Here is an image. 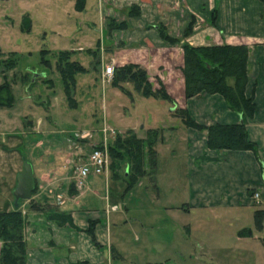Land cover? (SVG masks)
<instances>
[{"label":"rangeland","instance_id":"374dc122","mask_svg":"<svg viewBox=\"0 0 264 264\" xmlns=\"http://www.w3.org/2000/svg\"><path fill=\"white\" fill-rule=\"evenodd\" d=\"M214 1L216 7L208 21L211 25L213 23L215 26L218 20L222 22V18L228 25L264 24L259 0ZM76 2L77 0H0V87L9 86L14 98L12 107L0 108V164L4 163L5 171L11 169L10 158L17 156L14 151L15 139L21 137L24 143L18 152L31 164L37 188L36 178L44 164L49 161L55 163L59 152H70L67 139H76L84 152H89L96 146L108 148L113 145L115 138L125 139L126 133L131 131L137 138L150 141L155 138L154 150L158 151L161 171L157 175L158 182L164 185L175 184L181 194L188 158L183 140L185 130L179 129V118L169 113L171 106H175L174 102L136 93L124 72L116 75L115 83H106L102 77L104 68L110 64L114 65L115 71L128 67L132 71L140 70L145 73L152 90L161 87L171 100L175 98L172 79L181 72L183 53L180 65L176 56L171 61L167 60L168 56L172 57L168 50L176 46L162 39L161 26L153 27L158 25L151 14L155 0H145L142 4L137 0H86V7L82 12L77 11ZM125 12H128L131 19L141 18L143 15L140 22L142 36H139L137 29L128 31L129 27L124 20L127 17L123 16ZM198 18L201 19L200 16ZM133 23L137 25L138 21ZM167 34L169 35L168 32ZM135 35L138 36L135 39L141 47L137 44V47L132 48L134 51L130 57H125L124 44L132 42L133 45ZM158 39L163 43L161 48L155 47L159 43ZM178 39L182 42V37ZM143 44L146 45L144 50H147L146 53L143 52L144 55L155 57L146 63L140 62L145 60L139 53ZM60 51L72 53L70 61L77 62L86 69L85 74L75 76L76 82L71 88L70 100L64 95V87L56 70L55 61ZM174 54L177 52L174 51ZM9 59L16 62L11 70L6 69ZM161 70L168 74L166 81L160 77L161 73L158 71ZM150 116L153 118L151 124L148 121ZM175 125L179 128L172 131L171 126ZM130 128H134V131ZM155 130L156 135L148 137V131ZM37 142H43L44 145L37 146ZM56 163L63 168L61 177L75 175L61 161L56 160ZM81 163L84 161L79 164ZM74 170L75 167L73 172ZM12 171L14 169L9 173L11 178ZM108 171L111 178L123 177V174H130L131 168L126 158L112 160L108 157ZM138 181L135 195L147 193L146 195L154 198L155 191L147 177L143 175ZM105 185L102 179L94 189L101 197L108 189ZM0 189L8 191L3 179H0ZM110 192L123 195L124 190L120 187L114 189L112 186ZM258 194L260 198L261 193ZM6 197L13 202L10 192L6 193ZM178 197L179 201L182 200L181 195ZM256 202L259 203L258 199ZM11 210L13 203L6 206L0 204V212ZM32 210H39L32 204V200L21 201L20 211L25 219L24 237L29 226L27 214ZM256 210H260V207L254 203L249 209H242L239 217L228 213L223 218L220 215L218 221L209 220L203 224L196 222L195 226L199 228L195 229L198 234L196 238L216 244L222 234H226L223 242V239L219 240L224 248L222 264H264V220L262 228L258 230L254 218ZM59 224L65 225V222ZM153 231L150 229L147 232L153 234ZM239 237L241 239L237 241ZM151 260L144 264H180V258L172 255H156ZM201 261L203 263L197 262L193 257L189 264H205L209 260L201 258Z\"/></svg>","mask_w":264,"mask_h":264},{"label":"crops","instance_id":"0c3cea01","mask_svg":"<svg viewBox=\"0 0 264 264\" xmlns=\"http://www.w3.org/2000/svg\"><path fill=\"white\" fill-rule=\"evenodd\" d=\"M137 2L142 4L145 0ZM154 5V8L151 7L153 9L151 14L158 25L153 27L162 26L170 36L183 37L184 31L191 24L189 35L182 38L181 44L184 42L191 46L247 47L245 96L253 99L256 110L252 118L247 120L246 131L248 140L256 145L257 153L209 150L205 132L185 128L179 122L178 128L185 130L183 140L188 158L181 194L175 184L164 185L158 182L157 175L161 171L158 151L155 150L156 160L152 174L147 168L146 158L144 160L146 171L144 176L155 191V197L151 198L146 195L147 193L136 196L134 191L137 184L126 191L127 181L120 176L111 178L108 167L106 173L102 175H89L80 188L72 185L75 177L70 174L61 177L63 168L56 160L67 166L72 174L74 167L79 166L92 148L89 152H84L83 147L79 146V141L67 139L66 144L70 152L66 154L59 152L55 163L49 161L48 164H44L36 178L38 187L31 200L39 210L38 212L32 210L27 214L29 223L25 233L27 264H144L156 255L177 256L180 258V264H189L193 257L200 263H203L201 258H207L209 261L205 264H222L224 248L219 240L223 239V242L226 234H222V238L216 244L200 240L196 238L198 234L195 229L199 228L195 223L218 221L220 215L223 218L228 213H234L239 217L242 209H249L254 203L259 205L260 210L264 208V24L228 25L222 18V22L218 20L215 26L211 25L208 21L216 7L214 0H155ZM125 15L128 31L137 29L139 36H142L140 22L143 15L137 19L128 17V12L123 16ZM135 21H138L137 25H134ZM135 38L138 36L135 35L133 45L132 42L127 43L129 45L124 44L125 57H130L134 51L133 47L138 45L141 47ZM158 41L155 47L161 48L163 43L159 39ZM145 46L143 44V49H139L141 57H145L141 63L155 58L154 55H144L147 52L144 50ZM175 46L176 48L168 50L172 57L168 56L167 60L171 61L176 56L180 65L182 49L180 45ZM174 51L177 52L176 55ZM158 72L166 81L167 72L162 70ZM172 80V91L176 95L171 101L177 109L186 110L196 123L203 126L216 123L236 125L243 121L241 114L228 109L220 95L201 94L186 99L181 72ZM229 84H232L231 80ZM168 93L170 95V91ZM175 106H171L169 111L171 115ZM152 119L151 116L148 119L150 124ZM171 127L172 131L178 129L176 125ZM23 143L21 137L15 139L14 151L18 158L17 156L10 158L12 161L10 168L14 169L12 178L9 174L11 169L5 171L4 163L0 164V179L5 180V186L8 187V191L0 189L1 205L13 203L8 200L6 193H11L16 175L22 171V153L18 152V149ZM37 143V146L44 145L43 142ZM102 179L108 187L103 197L94 190ZM112 186L114 189L122 188L123 195L115 192L112 194L110 192ZM259 192L261 197L257 203L252 196ZM179 195L182 196L180 201ZM63 222L65 225L59 224ZM90 228L94 241L87 233ZM150 229L154 230L153 234L147 232ZM239 239L241 238H237V241Z\"/></svg>","mask_w":264,"mask_h":264},{"label":"trees","instance_id":"16d2710c","mask_svg":"<svg viewBox=\"0 0 264 264\" xmlns=\"http://www.w3.org/2000/svg\"><path fill=\"white\" fill-rule=\"evenodd\" d=\"M259 2L262 5L264 18V0H259ZM84 6L85 0H77V11L82 12ZM129 16L132 15L129 14ZM190 29L191 24L184 31L182 38L189 35ZM160 32L162 33V39L167 43L181 45L183 53L181 73L184 81L185 98L190 99L201 94L220 95L228 109L236 114H241L243 121L236 125L216 123L203 126L192 120L186 110L176 109L172 112V115L177 116L185 128L205 132L206 145L209 150L217 152L250 151L256 154L257 147L248 140L246 131L247 120L252 118L256 110L253 99L245 96L248 67L247 47L243 45L191 46L186 43L181 44L178 38L168 35L162 26ZM71 54L69 51H60L55 61L56 70L59 73L67 100H70L71 88L73 89L75 86V76L86 73L84 67L77 62L70 61ZM15 64L16 62L9 59L6 69L11 70ZM46 64H48V61H46ZM125 69L116 71L114 69L113 83H115L116 75L124 72V76L133 85L136 93L144 97L171 102L163 88L151 89L143 71H132L129 67ZM230 80L232 84H229ZM13 103L14 98L12 92L9 91V86L0 87V108H10ZM156 132V130L148 131V137L155 136ZM126 134L125 139L115 138L113 145H109L107 151L108 157L112 160H123L125 158L128 160L131 172L128 175L123 174L122 177L127 181L125 187L127 191L136 184L139 177L145 175V158L152 174L155 168L156 152L154 150L155 138L150 141L149 139L137 138L131 131ZM94 148H102V146ZM36 190L35 187L34 192ZM20 206L21 201L18 209L13 208L11 211L0 212V264H27L26 240L24 237L25 219L20 211ZM254 218L256 227L260 230L264 220V210H256ZM87 233L93 240L91 228L87 230Z\"/></svg>","mask_w":264,"mask_h":264},{"label":"built area","instance_id":"2783aa9c","mask_svg":"<svg viewBox=\"0 0 264 264\" xmlns=\"http://www.w3.org/2000/svg\"><path fill=\"white\" fill-rule=\"evenodd\" d=\"M114 65H107L103 70V81L109 83L114 76ZM84 163L79 164L73 172L75 187L80 188L89 175H102L106 173L108 167V151L107 147L93 148L92 151L83 160ZM254 201L259 199V194L254 193L252 196Z\"/></svg>","mask_w":264,"mask_h":264},{"label":"water","instance_id":"95a60500","mask_svg":"<svg viewBox=\"0 0 264 264\" xmlns=\"http://www.w3.org/2000/svg\"><path fill=\"white\" fill-rule=\"evenodd\" d=\"M34 190L35 184L32 166L25 158H22V171L16 175L15 186L11 191L13 208L18 209L20 201H30Z\"/></svg>","mask_w":264,"mask_h":264}]
</instances>
